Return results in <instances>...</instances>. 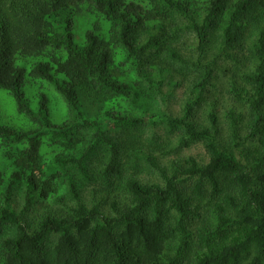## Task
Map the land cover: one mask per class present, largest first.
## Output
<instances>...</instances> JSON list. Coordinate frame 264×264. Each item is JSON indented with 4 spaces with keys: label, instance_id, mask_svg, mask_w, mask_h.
<instances>
[{
    "label": "trees",
    "instance_id": "16d2710c",
    "mask_svg": "<svg viewBox=\"0 0 264 264\" xmlns=\"http://www.w3.org/2000/svg\"><path fill=\"white\" fill-rule=\"evenodd\" d=\"M169 76L207 159L143 140ZM0 90V264H264V0H0Z\"/></svg>",
    "mask_w": 264,
    "mask_h": 264
},
{
    "label": "rangeland",
    "instance_id": "374dc122",
    "mask_svg": "<svg viewBox=\"0 0 264 264\" xmlns=\"http://www.w3.org/2000/svg\"><path fill=\"white\" fill-rule=\"evenodd\" d=\"M69 17L72 19V31L75 34V38L79 41L82 40L83 34L93 27L94 19L85 9H77L75 11L69 10ZM67 35V32L65 33ZM184 88L185 83L182 82L177 76H169L165 83L161 87L160 93H154L152 91H147V102H146V112H145V120L146 126L142 129L143 132V140L147 142L154 140L152 145H162L167 144L164 147L165 154L161 151H155L156 155L159 156V160L162 163H168L170 160H179L182 161L185 157L195 156L198 160L207 159L208 155L205 148L201 144H196L190 148H183L180 150H176V139L177 135L175 134L172 139V145L168 144L166 140V128L163 120L166 114H180L181 112V103L184 96ZM3 95V91L0 90V97ZM5 95V93H4ZM221 98V103H225V99L222 95L219 96ZM6 99V98H5ZM7 100V99H6ZM3 101L2 99L0 102ZM84 104L86 109L90 112V114L95 115L99 111V107L93 104L90 100H84ZM51 106L54 108L50 113V117L52 121H56L57 123H62V120L65 118L66 107L62 100L56 99ZM156 121V122H153ZM107 129H113L114 123L111 121H106L103 123ZM54 135V134H53ZM51 138V136L49 137ZM63 149L60 142L57 140L55 136V145L51 147V150L56 153L60 152ZM50 154V153H48ZM51 155V154H50ZM0 167L2 168V164H4L3 158L0 156ZM141 163L145 164L144 161ZM48 166V164H47ZM65 170V171H64ZM145 175L149 179H154L156 176L149 172L147 169H144ZM60 172L57 168L49 169V175L53 172ZM67 171V172H66ZM61 173V172H60ZM68 173H72L71 169H62L61 178L67 177ZM1 185V184H0ZM2 186V185H1ZM0 186V203H1V194L2 189ZM94 186V182H90L85 190L89 195L90 189ZM19 201H22V197H18ZM40 210V207L37 208Z\"/></svg>",
    "mask_w": 264,
    "mask_h": 264
}]
</instances>
